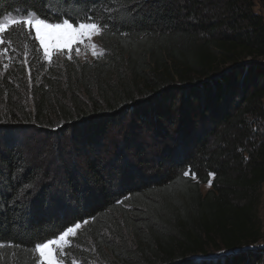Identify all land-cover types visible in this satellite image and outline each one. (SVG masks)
Listing matches in <instances>:
<instances>
[{
  "label": "trees",
  "instance_id": "trees-1",
  "mask_svg": "<svg viewBox=\"0 0 264 264\" xmlns=\"http://www.w3.org/2000/svg\"><path fill=\"white\" fill-rule=\"evenodd\" d=\"M254 8L0 0V19L111 17L92 62L47 65L29 29L4 36L22 59L0 77V264H38L35 242L74 223L83 264H263L264 18Z\"/></svg>",
  "mask_w": 264,
  "mask_h": 264
},
{
  "label": "snow or ice",
  "instance_id": "snow-or-ice-1",
  "mask_svg": "<svg viewBox=\"0 0 264 264\" xmlns=\"http://www.w3.org/2000/svg\"><path fill=\"white\" fill-rule=\"evenodd\" d=\"M76 0H56L57 4H73ZM103 3H108V0H102ZM110 13L111 7L104 10ZM111 19L106 16L101 22L100 18L91 14L72 15L67 10L58 11L55 16H50L47 13H37L34 10H21L18 15H4L0 19V46L11 44V41L5 40L4 36L9 29L14 26H21L27 29L35 30L34 39L39 42V47L43 49L45 60L51 61L53 53L67 49L69 59L74 45L84 44L86 41L91 42L95 36L103 34V30L108 27L107 21ZM30 38V33H29ZM96 44L92 43V54L97 55ZM79 48H76V53L79 55ZM9 48L3 47L0 49V57H8ZM11 60L10 57H8ZM27 64V59L24 61ZM9 68V63H3V69L6 71ZM209 175H213L210 173ZM184 177L197 179L195 172L191 169L183 172ZM211 186V181H209ZM88 221L84 220L83 224ZM81 223H74V227L59 229L53 236L47 240H38L34 244V252L38 254V264H66V257L73 248V238L77 236V230L81 229ZM11 246V245H9ZM5 244L0 243V249L4 248ZM66 249L68 250L66 252ZM71 264H77L75 260Z\"/></svg>",
  "mask_w": 264,
  "mask_h": 264
},
{
  "label": "rangeland",
  "instance_id": "rangeland-1",
  "mask_svg": "<svg viewBox=\"0 0 264 264\" xmlns=\"http://www.w3.org/2000/svg\"><path fill=\"white\" fill-rule=\"evenodd\" d=\"M254 4H255L254 12L261 14L264 18V0H254ZM18 13H19V11L16 12L15 14H13V16L18 15ZM29 32L33 33V36L35 37V30L34 29H29ZM37 43L39 44L38 41H37ZM92 43H95L97 46L96 47V52H97L96 56H94L92 54V48H91ZM3 47H9L10 48L9 44H7V43L5 45L0 46V49H2ZM76 48H79V50H80L79 55H77V53H76ZM19 50H22V48L18 49L17 51H15V50L9 51V53H11V54L8 53V57L11 55L13 56V58L10 57L11 60H9L8 57H0V77H2L6 73L7 70L11 69V67H9L5 71L3 69V63H9V65H10L14 61H16L15 59H22V54H21L22 51H19ZM41 51H42V56H43V49H41ZM70 55H71V59H69L68 50L64 49L60 52L53 53L51 61L45 60L44 56H43V61L47 65L53 64V61H61V60H78L79 62H92L94 60L101 59L104 56V53H103L101 45L99 43L98 36H95L92 38L91 42L86 41L84 44L74 45L73 50H72ZM21 93L22 92H19V95ZM25 100L28 102V105H29V96L27 98H25ZM30 108L32 109L31 105H30ZM263 108H264V101H263ZM28 136L29 135L27 134L26 137L28 138ZM35 138L37 139L38 137H35ZM107 151H109L110 154H113L115 151H117V150H115V144H112V147L107 149ZM209 189H210L209 184L201 186V191L203 194L206 193V191H208ZM260 191H261L260 192L261 198H260V205H259V216H260L261 225H262V240L254 248L255 249L258 248L260 251H262V254L264 256V184L262 185ZM82 227H83V225H82ZM82 227H81V229H82ZM81 229L77 230V232H79ZM67 251L68 250L66 249V252ZM80 252L85 253L84 251L78 250L73 246V248L69 252V255L66 257V264H71L72 260H75L77 262V264H83V262H81L79 260V259H81V256L79 255ZM93 264H97V262H93ZM263 264H264V260H263Z\"/></svg>",
  "mask_w": 264,
  "mask_h": 264
},
{
  "label": "built area",
  "instance_id": "built-area-1",
  "mask_svg": "<svg viewBox=\"0 0 264 264\" xmlns=\"http://www.w3.org/2000/svg\"><path fill=\"white\" fill-rule=\"evenodd\" d=\"M258 249V248H257Z\"/></svg>",
  "mask_w": 264,
  "mask_h": 264
}]
</instances>
